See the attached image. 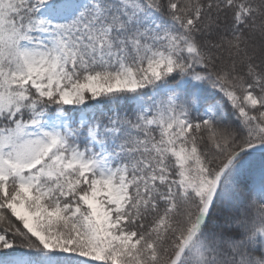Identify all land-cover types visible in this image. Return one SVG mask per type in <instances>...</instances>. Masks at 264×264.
<instances>
[{
    "label": "snow or ice",
    "instance_id": "snow-or-ice-1",
    "mask_svg": "<svg viewBox=\"0 0 264 264\" xmlns=\"http://www.w3.org/2000/svg\"><path fill=\"white\" fill-rule=\"evenodd\" d=\"M0 264H264V0H0Z\"/></svg>",
    "mask_w": 264,
    "mask_h": 264
}]
</instances>
